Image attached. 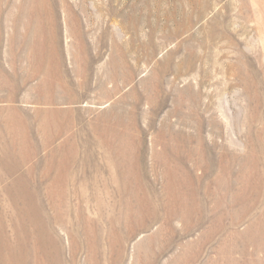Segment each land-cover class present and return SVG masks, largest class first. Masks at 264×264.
<instances>
[{"label":"rangeland","instance_id":"rangeland-1","mask_svg":"<svg viewBox=\"0 0 264 264\" xmlns=\"http://www.w3.org/2000/svg\"><path fill=\"white\" fill-rule=\"evenodd\" d=\"M0 264H264V0H0Z\"/></svg>","mask_w":264,"mask_h":264}]
</instances>
